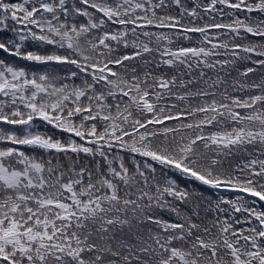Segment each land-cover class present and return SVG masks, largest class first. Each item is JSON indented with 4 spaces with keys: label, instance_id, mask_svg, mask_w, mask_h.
I'll use <instances>...</instances> for the list:
<instances>
[{
    "label": "snow or ice",
    "instance_id": "snow-or-ice-1",
    "mask_svg": "<svg viewBox=\"0 0 264 264\" xmlns=\"http://www.w3.org/2000/svg\"><path fill=\"white\" fill-rule=\"evenodd\" d=\"M0 264H264V0H0Z\"/></svg>",
    "mask_w": 264,
    "mask_h": 264
}]
</instances>
